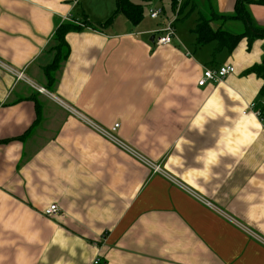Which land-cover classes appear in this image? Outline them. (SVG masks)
<instances>
[{"label": "crops", "instance_id": "0c3cea01", "mask_svg": "<svg viewBox=\"0 0 264 264\" xmlns=\"http://www.w3.org/2000/svg\"><path fill=\"white\" fill-rule=\"evenodd\" d=\"M131 1L143 6L137 24L115 14L118 0H0V61L31 81L0 66V264H264V125L249 107L264 79L248 72L263 61L264 37L200 45L204 7L189 0L195 27L177 17L159 46L164 26L145 17L149 0ZM236 1H211L209 15L233 14ZM258 1L249 10L264 27ZM86 20L67 33L51 81L56 29ZM212 26L246 30L233 17ZM224 64L236 71L198 85ZM64 104L108 128L119 122L135 154ZM51 204L60 211L48 216Z\"/></svg>", "mask_w": 264, "mask_h": 264}, {"label": "trees", "instance_id": "16d2710c", "mask_svg": "<svg viewBox=\"0 0 264 264\" xmlns=\"http://www.w3.org/2000/svg\"><path fill=\"white\" fill-rule=\"evenodd\" d=\"M189 0H187L188 2ZM260 3L264 4V0H259ZM258 1V2H259ZM179 0H172L173 6L176 8L178 6ZM257 3V0H237L235 5V11L231 15H221L219 13L205 14L200 13L199 21L196 26L197 42L200 45H205L212 41H218L219 48L218 51L228 47L229 49H234L238 42L243 37H248L251 40L257 37H264V27H259L254 24L252 20V15L249 10V4ZM182 11L180 8L179 12ZM124 13L134 24L139 23L144 15L143 6L132 2L131 0H118L117 9L115 14ZM238 18L241 19L245 25L246 30L242 33H232L222 27L214 29L212 22L216 18ZM113 22V17L110 18L105 26H108ZM83 26H91L90 22L86 20L85 22H75L66 21L63 22L56 29L55 40L56 44V55L51 64H49L45 70L51 81L54 79V72L60 67L63 60L68 57L69 46L66 42V35L70 31H79L83 29ZM248 72H253L264 79V58L262 63L256 64L249 69ZM257 106L264 112V83L261 87Z\"/></svg>", "mask_w": 264, "mask_h": 264}, {"label": "built area", "instance_id": "2783aa9c", "mask_svg": "<svg viewBox=\"0 0 264 264\" xmlns=\"http://www.w3.org/2000/svg\"><path fill=\"white\" fill-rule=\"evenodd\" d=\"M180 10V7H177V11ZM162 13V10H151V17L156 18ZM177 19V15L174 21H169L165 28L163 33L156 38L155 43L159 46H164L167 44H170L172 42V39L176 35V27H175V21ZM0 66L6 68L11 73H13L16 76L17 80H23L26 82H31L26 73L23 70H16L10 66H7L2 61H0ZM236 71V68L233 64H224L217 67H208L205 68L203 71L202 76L198 80L199 86H205L209 83H220L224 81L229 75L233 74ZM38 90L43 92L44 88L38 87ZM66 108H68L82 123L92 128L94 131H96L101 136L109 139L116 145H118L121 148H124L132 153L135 154L134 149L131 148L124 140H122L118 135V129L120 127V123L117 122L110 128L102 126L98 124L96 121H94L92 118L88 117L87 115L79 112L78 110L72 108L71 106H68L64 104ZM251 110L253 109L254 113L261 119L264 125V112L258 108L257 103L254 102L250 106ZM244 114L247 113V110H244ZM143 159V161L152 166L154 171L165 173L164 170L161 168L160 164H156L152 162L151 160L145 158L144 156H140ZM209 205H212L211 202H207ZM60 211V207L57 204H51L48 208L45 210V214L48 216H53L57 214ZM101 258L97 257L94 260V264H100Z\"/></svg>", "mask_w": 264, "mask_h": 264}, {"label": "rangeland", "instance_id": "374dc122", "mask_svg": "<svg viewBox=\"0 0 264 264\" xmlns=\"http://www.w3.org/2000/svg\"><path fill=\"white\" fill-rule=\"evenodd\" d=\"M201 2L202 7H204V13L205 14H209L212 12V9L210 7V3L213 0H197ZM206 2V5L205 3ZM182 8V11H177V7ZM178 6L175 8L172 4V0H149V2H147L145 4V17L150 16L151 14V10H163V12L159 15V17L155 18V19H150V21L152 20L153 22L159 23V25H157L156 27H162L165 28V25L169 22V21H174L177 17H179V19L185 18L186 16L189 15V18L184 22V27H182V29H191L195 27L196 21L198 19V13L199 10L195 9L193 10V5H189L187 4V0H182L181 3H178ZM216 6L213 5V8H215ZM200 8V7H198ZM149 10H150V14H149ZM178 29H180V27L182 26L181 21H179L177 23ZM162 28V29H163ZM163 33V32H162ZM161 33V34H162Z\"/></svg>", "mask_w": 264, "mask_h": 264}]
</instances>
